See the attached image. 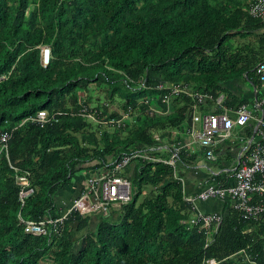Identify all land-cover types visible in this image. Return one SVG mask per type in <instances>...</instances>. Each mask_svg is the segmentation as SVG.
Returning a JSON list of instances; mask_svg holds the SVG:
<instances>
[{
	"label": "trees",
	"instance_id": "1",
	"mask_svg": "<svg viewBox=\"0 0 264 264\" xmlns=\"http://www.w3.org/2000/svg\"><path fill=\"white\" fill-rule=\"evenodd\" d=\"M252 1L0 0V138L10 136L6 150L0 140V264H264V217L223 210L208 237L188 224L191 205L174 169L139 158L129 176L134 196L110 208L114 220L98 218L92 231L90 216L72 212L50 236L27 234L21 222L58 219L56 193L77 172L182 130L193 104L186 96L171 99L168 115L145 114L166 110L159 84L184 83L214 99L246 69L234 41L260 25L247 14ZM129 109L121 128L100 123ZM40 112L48 120L33 122ZM26 187L34 193L22 199Z\"/></svg>",
	"mask_w": 264,
	"mask_h": 264
},
{
	"label": "built area",
	"instance_id": "2",
	"mask_svg": "<svg viewBox=\"0 0 264 264\" xmlns=\"http://www.w3.org/2000/svg\"><path fill=\"white\" fill-rule=\"evenodd\" d=\"M247 14L255 20H264V0H254L248 4ZM255 72L261 82L264 81V61L255 66ZM158 91H163L162 102L168 106L171 96L177 97L182 94L192 97L198 103L204 101L205 96L199 93H191L188 88L182 85L159 84ZM142 103L147 104L144 100ZM195 107H192L194 110ZM112 110H116L112 108ZM133 109L128 112H119L118 117H110L109 120H100V123L108 124L115 128L124 126L125 120L130 119ZM153 107H148L145 114L152 116L156 114ZM230 113L234 115L230 117ZM251 111L246 105L240 104L232 112L227 110L220 114L211 113L204 116L193 114L191 123L188 125L187 132L195 142H199L205 147V157L211 161L214 159L211 147L215 143L217 135L228 137L234 128H242L251 120ZM48 120L47 114L40 112L33 122L42 124ZM25 123V120L22 124ZM200 123L201 128L197 129L196 124ZM258 130L261 135V143L257 144L248 159L243 158L239 161L238 167L232 175L231 182L223 186L208 187L198 192L196 195L189 196L185 202L192 205L197 201H206L219 198L228 203V208L239 212L244 220H260L264 217V122H258ZM8 134L0 138L3 148L6 149ZM154 140L158 141V135H154ZM222 140V139H221ZM172 149V148H171ZM157 147H142L136 149L130 155H122L110 161V166L91 172L84 179L80 195L76 198L67 213L77 212L79 215L99 214L109 217L110 206L114 203L123 204L131 199L130 187L131 178L127 169L133 160L139 158L148 162H162L175 169V162L178 160V148L170 150L169 159L164 160L151 155L156 152ZM176 178V176H174ZM180 183V179L176 178ZM62 220V219H61ZM222 220L221 214H198L195 219L189 221V225H199L200 229L213 233V226L217 228ZM182 224H185L183 222ZM214 260H208L204 264H215Z\"/></svg>",
	"mask_w": 264,
	"mask_h": 264
},
{
	"label": "crops",
	"instance_id": "3",
	"mask_svg": "<svg viewBox=\"0 0 264 264\" xmlns=\"http://www.w3.org/2000/svg\"><path fill=\"white\" fill-rule=\"evenodd\" d=\"M247 7L248 5L246 9ZM259 21V27H254L252 23L249 24L251 28L237 35L234 41L235 48L241 49V64L246 69L238 71L233 77H229V79L221 83L215 91L214 99H212L211 94L194 91L193 88L184 83H171L173 85L186 86L191 93H199L205 96L204 101L201 103H198L192 97L186 96L193 101V104L190 106V119L184 123L182 130L172 131L167 141H161L162 137L159 134H153V136L158 135L159 137L154 147L163 149L166 155L171 154L170 150L173 148H178L179 157L177 162H175L174 176L178 177L181 181L184 201L187 197L196 195L205 188L223 186L230 183V178L237 169L239 161L243 158L248 159L256 145L261 143L258 122L261 120L264 122V81L261 82L259 80L255 72V66L258 62L264 61V20ZM164 84L170 85L169 83ZM181 96L185 95L171 96L169 105L165 107L166 110L164 111L155 108L158 111L156 115H168L173 108V105L171 107V99L180 98ZM145 101L147 102V100ZM208 101L209 103L203 107L202 104ZM240 104L246 105L251 111V120L242 128H234L228 137L217 135L215 143L211 147L214 159L211 161L207 160L205 157V147L199 142H195L187 132L193 114L204 116L211 113L220 114L225 110L232 112ZM192 107H195V109L192 110ZM230 117L233 118L234 115L230 113ZM196 128L200 129L201 124L197 123ZM137 147L142 148V146ZM155 151L158 152V150ZM153 155L164 159L156 154ZM129 172H133V166L129 168L128 174L130 175ZM69 186L65 190L60 191L55 198L57 206L59 205V208L62 207L61 211L65 208L63 206L70 203L68 189L71 188ZM81 186L82 181L74 183V187L78 188V192ZM190 208L191 215L195 214V218L198 214H221L223 210L227 211L230 209L228 208L227 201L219 198L197 201ZM190 218L191 220L195 219ZM91 222L93 223L94 221Z\"/></svg>",
	"mask_w": 264,
	"mask_h": 264
},
{
	"label": "clouds",
	"instance_id": "4",
	"mask_svg": "<svg viewBox=\"0 0 264 264\" xmlns=\"http://www.w3.org/2000/svg\"><path fill=\"white\" fill-rule=\"evenodd\" d=\"M45 50H48V49H45ZM44 50V51H45ZM43 51V52H44ZM49 51V50H48ZM45 62V61H44ZM46 63V62H45ZM81 96H82V94H81ZM7 148V147H6ZM5 149V148H4ZM6 150V149H5ZM86 173V172H85ZM91 172H87L86 174L88 175V174H90ZM86 175V176H87ZM86 178V177H85ZM23 182H25V184H23ZM19 183L21 184V185H23V186H27V181L23 178V177H20L19 178ZM83 185V184H82ZM28 187H26V188H24L22 191H21V193H20V197L22 198V199H26V198H29L31 195H33V193H34V191L32 190V189H28V190H26ZM81 188H82V186L80 187V190H79V194L77 195V197H75V199L76 198H78V196L80 195V192H81ZM24 191H26V192H24ZM22 193H23V197L21 196L22 195ZM131 195V194H130ZM75 199H73L71 202H70V204H68V205H66L65 206V208H64V210L63 211H61V217H59L58 219H56V220H52L51 218H45L43 221H41V222H39V223H36V222H33V221H24V220H22L21 222L22 223H24V225H25V228H24V231L27 233V234H30V235H33V236H50V234H53V235H56V233H57V231H58V229H59V226H61L62 224H63V222L65 221V219H66V217L69 215V214H71L72 212H69V213H67L68 212V210H69V208H70V206H71V204H72V202L75 200ZM130 201V200H129ZM59 206V205H58ZM57 206V207H58ZM59 208V207H58ZM59 209H62V207H60ZM75 213H77V212H75ZM78 214V213H77ZM79 215V214H78ZM92 215H96V217H95V220H94V222L93 223H95L96 221H97V219H98V217L99 218H107V219H110L111 217H112V215H111V211L109 210V217H103L102 215H99V214H86V215H80L81 217H85V216H90L91 217V220L93 221V219H92ZM62 219V220H61ZM47 224L48 225H50L51 227H52V231L53 232H51V231H49V229L47 228ZM58 234V233H57ZM77 235V234H76ZM74 236V238L76 237L77 238V236ZM74 241H77L76 242V245H75V248H77V243H79V239L78 240H75L74 239ZM81 244V242L79 243V245Z\"/></svg>",
	"mask_w": 264,
	"mask_h": 264
},
{
	"label": "rangeland",
	"instance_id": "5",
	"mask_svg": "<svg viewBox=\"0 0 264 264\" xmlns=\"http://www.w3.org/2000/svg\"><path fill=\"white\" fill-rule=\"evenodd\" d=\"M43 48H46V46H43L42 47V49ZM81 95V94H80ZM117 99L116 100H120V98H118V97H116ZM113 108L114 109H117L116 108V105H113ZM121 110V109H120ZM157 134V133H156ZM124 135V134H123ZM158 152H159V154L160 155H166V153L164 152V150L163 149H159L158 150ZM133 164L134 163H132L131 164V166H133ZM131 166L129 167V168H131ZM129 168L127 169V172L129 171ZM130 173V175H132V173L131 172H129ZM86 173H85V171H79V172H77L74 176H73V178H72V183L70 184V188L71 189H68V191H69V194H70V201L69 202H71L73 199H75V197H77V195L79 194V192H78V188L76 189L75 187H74V183L76 182V181H79V182H81L82 181V184H83V182H84V179H85V177H86ZM82 177V178H81ZM23 184H25V182H23ZM73 186V187H72ZM150 189V187H145L144 189H143V191L145 192V193H142L140 196H139V198H138V201L139 202H141V200L145 197V195H146V193L148 192V190ZM26 190H28V188L26 189ZM134 191H135V187L133 186L131 189H130V194H131V196H134ZM24 192H26V191H24ZM59 192H57L56 193V196H57V194H58ZM22 197H23V193H22V195H21ZM70 204V203H69ZM118 204L117 203H114L113 205H111L110 206V208L112 209V208H114L115 206H117ZM63 207H65V206H63ZM96 217V215H92V219H93V221L95 220L94 218ZM190 217H192V218H195V214H190ZM99 218V217H98ZM112 220H114L115 218L113 217V218H111ZM91 228H90V230H94V224L92 223L91 224V226H90ZM86 231V230H85ZM81 235H82V233H77V238L75 237L74 239L75 240H78V239H80V237H81ZM79 243H80V241H79ZM79 243H77L78 245H79Z\"/></svg>",
	"mask_w": 264,
	"mask_h": 264
},
{
	"label": "water",
	"instance_id": "6",
	"mask_svg": "<svg viewBox=\"0 0 264 264\" xmlns=\"http://www.w3.org/2000/svg\"><path fill=\"white\" fill-rule=\"evenodd\" d=\"M48 59H49V51H48V50H45V51L43 52V60H44L45 62H47Z\"/></svg>",
	"mask_w": 264,
	"mask_h": 264
}]
</instances>
